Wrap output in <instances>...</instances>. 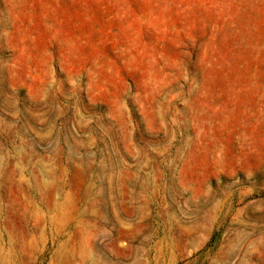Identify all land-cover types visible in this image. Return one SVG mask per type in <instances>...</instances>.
I'll return each mask as SVG.
<instances>
[{
  "label": "rangeland",
  "instance_id": "374dc122",
  "mask_svg": "<svg viewBox=\"0 0 264 264\" xmlns=\"http://www.w3.org/2000/svg\"><path fill=\"white\" fill-rule=\"evenodd\" d=\"M52 238L57 264H264V0H0V264Z\"/></svg>",
  "mask_w": 264,
  "mask_h": 264
},
{
  "label": "bare ground",
  "instance_id": "6f19581e",
  "mask_svg": "<svg viewBox=\"0 0 264 264\" xmlns=\"http://www.w3.org/2000/svg\"><path fill=\"white\" fill-rule=\"evenodd\" d=\"M19 174L20 172L18 170H16L15 168L14 169H11V174L9 176V182L12 184V186L15 188V189H18L20 192L23 190V182L19 179ZM64 182L66 183V181L64 180ZM17 208L18 206L15 207L14 209V216H13V230L16 229V226H18V228L20 230H22V227H21V224H22V218L20 219L18 213H17ZM26 213H28L27 210H25ZM59 207L56 208V214L59 215ZM28 217V214H25L24 219H26ZM7 233H9V231H7ZM52 237H53V234H52ZM48 245L52 246L53 248V251H52V255L50 257V262L48 264H57L58 263V251H59V247L56 243V241L52 239H50L48 241V243L46 244V247L44 250H41L38 252V258L41 257L42 254H44V252L46 251V249L48 248ZM56 247V250H54V248ZM38 258L36 259V263H38ZM21 264H25L23 263L21 260H18Z\"/></svg>",
  "mask_w": 264,
  "mask_h": 264
}]
</instances>
